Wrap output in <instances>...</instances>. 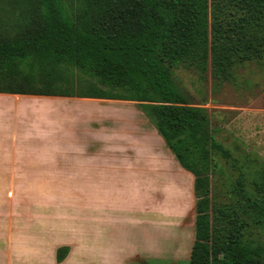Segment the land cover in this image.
<instances>
[{
	"label": "trees",
	"instance_id": "obj_1",
	"mask_svg": "<svg viewBox=\"0 0 264 264\" xmlns=\"http://www.w3.org/2000/svg\"><path fill=\"white\" fill-rule=\"evenodd\" d=\"M0 8L9 14L0 15V93L138 103L193 177L194 238L180 264H264V164L234 155L175 76L203 75L210 63L225 81L236 64L264 57V0H0ZM218 160L231 174L224 202L211 189ZM68 252L59 247L56 262Z\"/></svg>",
	"mask_w": 264,
	"mask_h": 264
},
{
	"label": "crops",
	"instance_id": "obj_2",
	"mask_svg": "<svg viewBox=\"0 0 264 264\" xmlns=\"http://www.w3.org/2000/svg\"><path fill=\"white\" fill-rule=\"evenodd\" d=\"M165 148L136 102L0 93V264H83L82 259L92 264L99 239L105 237L100 227L104 219L94 209L123 204L129 207L127 219L140 218L155 214L147 208L155 206L160 188L185 187L193 195L192 175L184 173ZM64 173L68 190L84 184L93 214L84 228L78 219H69L84 238L85 260L68 252L57 263L56 251L45 256L42 248L30 247L28 239L41 237L31 230L39 229L42 236L59 232L61 220L44 215L29 219L5 206L8 198L11 208L15 191L61 189L59 175ZM34 221L37 225L31 224Z\"/></svg>",
	"mask_w": 264,
	"mask_h": 264
},
{
	"label": "rangeland",
	"instance_id": "obj_3",
	"mask_svg": "<svg viewBox=\"0 0 264 264\" xmlns=\"http://www.w3.org/2000/svg\"><path fill=\"white\" fill-rule=\"evenodd\" d=\"M1 8L8 9L6 6ZM5 13L0 15L8 17L9 14ZM232 71L229 80L218 82L212 75L209 63L203 75L193 70L179 69L175 76L192 103L207 109L216 137L234 155L238 154L236 150L244 151L264 164V57L236 64ZM218 161L221 168L211 175V189L216 200L224 202L228 198L231 174L224 161ZM49 175L58 177L56 174L44 176ZM59 176L63 177L59 182L61 189L15 191L11 208L7 198L5 209H10L13 214L29 215V219L33 215H44L51 220H61L64 227L59 232H48L42 236L39 229L31 230L32 235L41 234V237H30L29 246L42 248L45 256L51 253L55 255L56 245L67 246L76 260L79 257L85 260L84 238L78 229L71 226L69 219L71 216L74 220L78 219L84 228L90 226L93 213L88 209L84 184L75 191L68 190V175L64 173ZM54 182L58 181L50 183ZM155 203V206L147 208L155 214L140 218L127 219L129 207L123 204L111 210L102 207L94 209V213L104 219L100 227L105 237L99 239V253L93 254L92 264H149L154 260L180 264L188 261L194 238V196L185 187L160 188L156 191ZM15 224L21 225L22 222ZM31 224L37 225L35 221ZM82 263L86 261L82 259Z\"/></svg>",
	"mask_w": 264,
	"mask_h": 264
}]
</instances>
